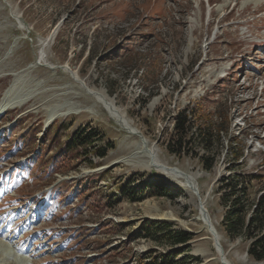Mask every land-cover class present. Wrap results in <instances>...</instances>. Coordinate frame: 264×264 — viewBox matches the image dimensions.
I'll use <instances>...</instances> for the list:
<instances>
[{"label": "rangeland", "instance_id": "obj_1", "mask_svg": "<svg viewBox=\"0 0 264 264\" xmlns=\"http://www.w3.org/2000/svg\"><path fill=\"white\" fill-rule=\"evenodd\" d=\"M68 68L114 99L141 136ZM13 84L36 95L0 113V183L9 177L1 211L21 208L23 228L34 205L46 215L12 243L0 240V264H222L202 205L230 264H264L227 236L221 183L234 172L224 157L231 139L243 152L239 172L256 178L255 197L264 190V0H0V104ZM225 102L229 141L212 171L191 150L169 153L178 114L213 116ZM81 129L97 135L87 157L67 149ZM97 148L106 155L90 165ZM148 149L168 171L144 168ZM165 222L193 239L160 240ZM27 240L29 253L18 255L12 246Z\"/></svg>", "mask_w": 264, "mask_h": 264}, {"label": "trees", "instance_id": "obj_2", "mask_svg": "<svg viewBox=\"0 0 264 264\" xmlns=\"http://www.w3.org/2000/svg\"><path fill=\"white\" fill-rule=\"evenodd\" d=\"M222 110L218 109L212 116L199 114L195 111L185 110L174 119V134L168 141L167 149L170 154L176 157L189 155L191 150L195 153L204 170L212 171L215 165L224 155V142L228 140L230 125L226 118L230 116L232 108L225 102ZM225 112V113H224ZM201 123V124H199ZM86 129L77 130L67 142L68 153L71 155H89L91 140L97 135ZM88 135V136H85ZM229 141V140H228ZM230 148L227 149V164L233 172L223 179L224 194L222 195L226 210L224 227L229 238L241 239L248 242L247 254L256 262L264 263V190L254 192L253 181L255 176L239 172V164L243 152L238 148H233L230 139ZM204 151L205 154L200 155ZM97 157V165L104 159L106 153L97 148L93 154ZM159 223L150 222L146 226L147 235H155L157 230L150 228ZM164 228L159 239H164L172 246L186 245L193 239V235L187 231L172 232L173 224L169 222L161 223ZM160 224V225H161ZM146 235V234H145Z\"/></svg>", "mask_w": 264, "mask_h": 264}, {"label": "bare ground", "instance_id": "obj_3", "mask_svg": "<svg viewBox=\"0 0 264 264\" xmlns=\"http://www.w3.org/2000/svg\"><path fill=\"white\" fill-rule=\"evenodd\" d=\"M64 70L69 72L71 74L72 79L76 83H78L82 87V89H84L98 103H100L103 106V108L109 113L111 118L119 126H121L123 129H125L131 135H139V132H137L136 129L132 128L131 122L128 121L126 119L125 115L119 110L114 99L109 98V96L102 91L96 92V91L91 90L89 87L86 86L85 82L80 80L78 75H76L75 72L73 73V71H71L69 68L67 70L66 69H64ZM35 95H36V93H32L30 91H27L26 89H24L23 86L13 84L6 91L4 99L1 98L2 102L0 104V113H6L7 111L9 112L10 110H14V109L21 108V107L25 106L26 104H28L31 101V99ZM51 116H52L51 119L53 117L58 116L57 111L53 112V115H51ZM140 145L143 146L144 142L142 141ZM138 154H141V152H139ZM144 155L147 158V161L144 164V168L149 169V170L150 169H157V170H162L165 172L169 170L167 168H164L160 164L161 162L157 156V153L154 152V150L148 149V150L144 151ZM173 172L174 173L171 176H173L174 178H176L178 180L182 179L183 183L185 184L184 186H186V188L191 189V190L195 189V186H196L195 185V179L191 175L184 174L181 171H176V172L173 171ZM217 240H219V238ZM5 244L7 245V243H5ZM219 244H220V240H219ZM206 252H207V250H206ZM206 252H205V255L207 254ZM218 252H219L218 256H219V259L221 260V263L222 264H230L226 260L225 255L223 254V251L218 249Z\"/></svg>", "mask_w": 264, "mask_h": 264}, {"label": "water", "instance_id": "obj_4", "mask_svg": "<svg viewBox=\"0 0 264 264\" xmlns=\"http://www.w3.org/2000/svg\"><path fill=\"white\" fill-rule=\"evenodd\" d=\"M140 135V134H139ZM141 136V135H140ZM144 144H145V142H144ZM173 171H178V170H173ZM201 210H202V214H203V216H204V222H205V224L209 227V229H210V231H211V234L213 235V238H214V240H215V244H216V246H217V248L219 249V250H222V248H221V245L219 244V240H217L218 239V236H217V234H216V232L212 229L211 230V228H213L212 227V224H211V221H210V219H209V217H207L206 215V211L204 210V208H203V205H202V207H201ZM223 254H224V252H223Z\"/></svg>", "mask_w": 264, "mask_h": 264}]
</instances>
